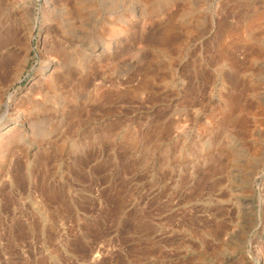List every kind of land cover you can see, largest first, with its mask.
<instances>
[{
    "label": "rangeland",
    "instance_id": "rangeland-1",
    "mask_svg": "<svg viewBox=\"0 0 264 264\" xmlns=\"http://www.w3.org/2000/svg\"><path fill=\"white\" fill-rule=\"evenodd\" d=\"M51 1L0 0V264H264V0Z\"/></svg>",
    "mask_w": 264,
    "mask_h": 264
},
{
    "label": "bare ground",
    "instance_id": "bare-ground-1",
    "mask_svg": "<svg viewBox=\"0 0 264 264\" xmlns=\"http://www.w3.org/2000/svg\"><path fill=\"white\" fill-rule=\"evenodd\" d=\"M41 12H43V14H44V21L46 22L47 21V16H46V14H47V12H45L47 9L50 11V7H52V1L51 0H41ZM78 7V6H77ZM73 8L74 10L73 11H76L78 8ZM47 10V11H48ZM81 10V9H80ZM83 10V9H82ZM68 11V13L70 12V10L68 9L67 10ZM46 13V14H45ZM44 26V25H43ZM43 28V27H42ZM55 65H57V63L55 62V61H51V62H49V63H46L45 64V66H44V69H46V71L45 72H43V76H45V78H48V80H51L52 81V79H53V72H51V71H54V67H56ZM44 78V79H45ZM43 79V80H44ZM46 82V81H45ZM50 82V81H49ZM52 85V84H51ZM13 98V94H12V92L10 93V95H9V102H11L12 100H14V99H12ZM9 106L11 105V104H8ZM1 131V130H0Z\"/></svg>",
    "mask_w": 264,
    "mask_h": 264
},
{
    "label": "water",
    "instance_id": "water-1",
    "mask_svg": "<svg viewBox=\"0 0 264 264\" xmlns=\"http://www.w3.org/2000/svg\"><path fill=\"white\" fill-rule=\"evenodd\" d=\"M36 21H37V24L35 25V30L37 29V27H38V23H39V16H36ZM35 37H36V32L34 31V33H33V40H32V46L34 47V39H35Z\"/></svg>",
    "mask_w": 264,
    "mask_h": 264
}]
</instances>
